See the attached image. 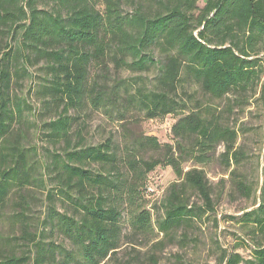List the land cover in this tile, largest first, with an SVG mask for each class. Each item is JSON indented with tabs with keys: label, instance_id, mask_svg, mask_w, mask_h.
Returning <instances> with one entry per match:
<instances>
[{
	"label": "trees",
	"instance_id": "1",
	"mask_svg": "<svg viewBox=\"0 0 264 264\" xmlns=\"http://www.w3.org/2000/svg\"><path fill=\"white\" fill-rule=\"evenodd\" d=\"M259 54L264 55V0H0V209L12 191L36 180L14 131L23 103L12 88L41 64L39 95L58 111L44 123L46 136L63 145L45 169L54 180L52 196L67 206L61 213L50 208L49 216L71 246L57 251L34 241L33 256L0 252V264H101L121 246L126 215L134 235L153 228L169 235L201 214L188 203L189 189L212 210L206 175L184 165L210 164L220 144L226 170L234 164L228 171L232 187L250 196L251 186L235 168L242 158L233 150L235 131L214 113L190 108L191 99L181 97L179 88L190 79L215 98L240 96L259 78ZM108 67L156 74L150 88L132 89L109 82ZM88 109L121 117L133 111L146 119L176 116L173 143L141 134L87 144L84 123L76 121L80 116L68 113ZM158 166L172 168L176 181L153 218L143 193L147 175ZM260 186L258 205L240 219L249 232L264 236V166ZM251 256V264H264V244ZM241 260L233 254L228 263Z\"/></svg>",
	"mask_w": 264,
	"mask_h": 264
},
{
	"label": "rangeland",
	"instance_id": "2",
	"mask_svg": "<svg viewBox=\"0 0 264 264\" xmlns=\"http://www.w3.org/2000/svg\"><path fill=\"white\" fill-rule=\"evenodd\" d=\"M257 61L259 78L251 90L240 96L228 93L222 98H215L201 91L190 79L182 82L179 88L181 97L191 99L188 101L190 108L200 107L198 109L202 114H207V111L214 113L224 127L235 131L233 150L242 157L240 164L235 165L236 172L251 186L253 193L251 190L250 196L245 197L234 190L228 173L234 164L226 170L221 160L225 146L220 144L210 164L187 162L184 165V170L193 167L201 169L206 175L211 188L212 210L207 209L201 197L189 189L188 203L201 208V214L187 225L173 229L169 235L155 228L153 233L134 235L126 215L121 246L115 255L101 264H153V260H156L155 264H229L233 254L242 260L231 264H251L253 249L258 243L264 244V236L249 232L240 219L242 213L255 209L260 201L264 166V55H257ZM39 65L29 68V78L12 88L14 95L23 103L22 121L16 124L14 131L21 136L20 143L30 155L36 180L26 188L12 191L5 206L0 209V252L11 251L18 256L30 257L33 256L34 241H41L44 247L57 248V251L71 248L67 239L50 222V208L59 213L67 209L66 204L52 196L54 193L56 195L54 180L50 177L49 169H45L49 163L48 157L52 153L62 152L63 145L51 143L46 136L44 123L55 120L58 111L51 109V103L42 101L39 95ZM107 70L104 76L109 82L114 84L119 81L122 86L130 84L132 89L139 85L150 88L156 74L155 69L139 73L126 68L114 71L108 67ZM68 115L80 116L76 121L84 123L83 136L87 144L102 142L109 137L122 141L141 134L157 136L161 143H173L170 129L176 116L170 114L163 118L146 119L142 113L133 111L121 117L114 112L105 114L88 109L79 114L70 111ZM147 177L148 189L144 191L143 199L154 218L160 201L166 195L167 188L176 181V176L172 168L158 166ZM20 212L22 217L17 216Z\"/></svg>",
	"mask_w": 264,
	"mask_h": 264
}]
</instances>
